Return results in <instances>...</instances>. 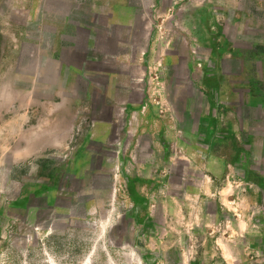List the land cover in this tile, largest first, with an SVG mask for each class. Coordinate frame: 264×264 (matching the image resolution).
I'll return each mask as SVG.
<instances>
[{
    "label": "rangeland",
    "instance_id": "1",
    "mask_svg": "<svg viewBox=\"0 0 264 264\" xmlns=\"http://www.w3.org/2000/svg\"><path fill=\"white\" fill-rule=\"evenodd\" d=\"M0 264H264V0H0Z\"/></svg>",
    "mask_w": 264,
    "mask_h": 264
}]
</instances>
